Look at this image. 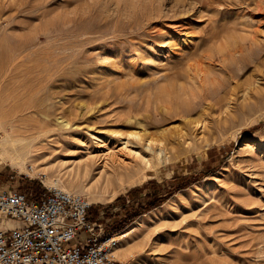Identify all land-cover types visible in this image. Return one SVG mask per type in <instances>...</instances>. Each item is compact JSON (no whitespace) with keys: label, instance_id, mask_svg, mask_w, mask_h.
<instances>
[{"label":"rangeland","instance_id":"1","mask_svg":"<svg viewBox=\"0 0 264 264\" xmlns=\"http://www.w3.org/2000/svg\"><path fill=\"white\" fill-rule=\"evenodd\" d=\"M0 41L7 53L30 45L27 65H43L32 99L13 89L24 77L0 81V140L38 149L24 171L0 160V191L41 194L52 187L47 167L66 181L95 157L82 179L93 185L97 157L121 152L123 136L165 134L170 162L91 203L109 231L137 228L120 263L264 264V0H0ZM29 100L37 111L15 109ZM185 177L197 179L166 198ZM155 193L166 200L130 222Z\"/></svg>","mask_w":264,"mask_h":264},{"label":"built area","instance_id":"2","mask_svg":"<svg viewBox=\"0 0 264 264\" xmlns=\"http://www.w3.org/2000/svg\"><path fill=\"white\" fill-rule=\"evenodd\" d=\"M92 207L85 197L55 186L34 197L0 191V223L23 222L0 230V264H122L116 256L121 233L94 220Z\"/></svg>","mask_w":264,"mask_h":264},{"label":"bare ground","instance_id":"3","mask_svg":"<svg viewBox=\"0 0 264 264\" xmlns=\"http://www.w3.org/2000/svg\"><path fill=\"white\" fill-rule=\"evenodd\" d=\"M1 45H2V43L0 41V47H1ZM29 46L30 45H28V44H25L23 46L18 45V48L11 51L12 53H7L6 51L0 50V60L8 59V66H6V71H4V69H3V71H4L3 75H2L3 78L0 80L2 83L1 85H10L8 83L11 82V78L15 79V77H13V75H16V79H18L19 77H21V79H22V77H24L22 81L18 80L19 82H17V83L15 80L14 81L12 80V83L15 82L14 85L16 87L15 88L13 86V89H15V90L18 89L20 92L17 91L18 92L17 95H19V97L23 96V99H24V96H27V95H28L27 97H29V95H30L29 99H32L34 94H37V92L35 93V92H33V90L29 89L30 88L29 86H31V84L35 81L34 79L37 80L38 78H40L39 76L42 75V74L41 75L39 74V76L36 75V73H38V71L40 70L39 69L40 66L34 68L32 66H28L29 64L27 65V62H30V60H29L30 56L26 55V54L24 55V52H25V50L28 49ZM41 54H44V53H41ZM42 57H43V55L41 56V58ZM35 58L34 59L31 58V59L35 60ZM40 60H42V59H40V57H39V61ZM32 62H34V61H32ZM3 64L4 63H2L1 66H3V68H4ZM41 64H43V63H41ZM42 66L43 65H41V67ZM0 71H1V69H0ZM51 75H52V73H51ZM45 76H47V75H45ZM25 81H27V82H25ZM29 83H31V84L29 85ZM36 83H37V81H36ZM35 89L37 90L38 88L35 87ZM11 93H14V92H11ZM27 97H25V98H27ZM192 97H193V95H192ZM20 98H19V100H20ZM11 100H14V99L11 97ZM2 103H3V106L5 107V105L10 103V100L8 102V100L6 99V101H4ZM13 103L16 104L17 102H13ZM10 106H11V104L9 106H7V108L12 109ZM16 106H17V104H16ZM16 106H13V108ZM37 106L38 105L35 102L31 103L29 100L28 102L22 103L20 106H17L15 109L17 110V108L20 107L21 112H24V113L25 112H33V111H37V109H38ZM20 109L18 108L19 111H20ZM190 121H193V120H190ZM5 123H7V121ZM192 123H194L195 126L198 127V130H200L199 128L204 129L206 127V122L204 123L201 120H196V121H193ZM152 135H149V134L142 135L139 133H130L129 135L123 136L121 138L124 141V143H123L124 146L122 147L121 152L115 153V154H113V152H112V154L107 153L103 156H98L97 158L102 157L101 158L102 159V162H101L102 165L100 163V166L98 164V166L95 167V169L98 168V173H97V179L95 178L96 183L95 184L93 183V185L92 184L91 185L86 184V182H84L82 179L88 177L91 174V172L94 170V163H96L98 161L95 157L79 162L76 165L73 172L70 174H67L68 176H65V177H67L66 181H64L62 179L61 172H60L61 169L58 170L55 165L54 166L52 165V167H51L52 169H49L47 167L46 168L47 171L49 170L53 174L51 176H48V174L46 175L47 176V183L51 186L58 187V188H60L64 191H67L69 193L78 194L81 196L88 197L89 203H93L95 201L113 200L119 191L118 189L122 186V184L127 179L129 181L130 180L134 181L135 177H137V175L139 173H141L142 170H144L146 168H150V169L155 168L156 162H158V164H161V165H166L168 162L171 161V159H172L171 149H169L167 143L164 142L165 141V134L163 136L164 140L160 139V141L156 140L154 138L155 135L154 136H152ZM99 137H100L99 138L100 140L104 139L106 141L105 138L109 137V136H101L100 135ZM2 139L3 140H0V160L2 162H9V163L11 162L13 164V166L16 169H19L20 171L26 170V163L34 157L33 153L36 152L37 148L34 150L35 143L31 142L30 140H29L30 141L29 142L27 138L13 139L10 137H5ZM36 139H38V138H36ZM105 141H103V142H105ZM123 150H127L129 152V156L133 157L132 161H127L126 159H128V158L124 159V158L120 157V154L121 155L123 154L122 153ZM34 171H35V169L33 168V172ZM62 175H64V174H62ZM117 182L119 185L117 184ZM144 217L145 216H142L140 218V220L137 221L138 222L137 224L140 225L142 223V220ZM137 227H139V226H137ZM136 230H137V228L131 227V228H128L127 230H125L124 232L121 233V235H120L121 236L120 237L121 238L120 239L121 244L116 251V256L118 258H120V259L121 258L123 259L126 257L128 258L129 256H131L133 254V251L136 249L135 248L136 246L133 245L132 240H134V238H132V237L134 234H136Z\"/></svg>","mask_w":264,"mask_h":264},{"label":"trees","instance_id":"4","mask_svg":"<svg viewBox=\"0 0 264 264\" xmlns=\"http://www.w3.org/2000/svg\"><path fill=\"white\" fill-rule=\"evenodd\" d=\"M194 179H197V178H194V177L182 178V185L175 186V187L171 188L170 190H168L166 198L169 197L170 195H172V193L176 190V188L184 189L187 186L191 185L194 182ZM140 190L141 189H135V190H132L130 193L140 191ZM159 196H160V194H157V193L153 194L152 199L147 204L148 205L147 208H144L141 206L137 212L129 215L127 219L130 220V222H132L135 220V218H138L139 216L144 214L147 210L154 209V208L158 207L160 204H162V202H164L166 200L164 197L160 198ZM123 200H125V197L121 196V197L117 198L116 202H120Z\"/></svg>","mask_w":264,"mask_h":264},{"label":"crops","instance_id":"5","mask_svg":"<svg viewBox=\"0 0 264 264\" xmlns=\"http://www.w3.org/2000/svg\"><path fill=\"white\" fill-rule=\"evenodd\" d=\"M22 192H23V191H22ZM24 193H26V192H24ZM28 193H29V192H28ZM28 193H27V194H28ZM28 195L34 197V196H38L39 194L30 193V194H28ZM11 221H12L13 223H16V224L18 223V224H19L18 227H20L21 225H23V222H21V221H19V220H16V219H12V218L5 220L3 223H9V222H11ZM18 227L13 228V229H9V230H2V231H12V230H14V229H17Z\"/></svg>","mask_w":264,"mask_h":264}]
</instances>
